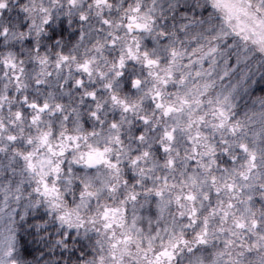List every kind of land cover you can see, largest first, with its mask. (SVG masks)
Returning <instances> with one entry per match:
<instances>
[{"label": "clouds", "instance_id": "obj_1", "mask_svg": "<svg viewBox=\"0 0 264 264\" xmlns=\"http://www.w3.org/2000/svg\"><path fill=\"white\" fill-rule=\"evenodd\" d=\"M0 264H264V0H0Z\"/></svg>", "mask_w": 264, "mask_h": 264}]
</instances>
